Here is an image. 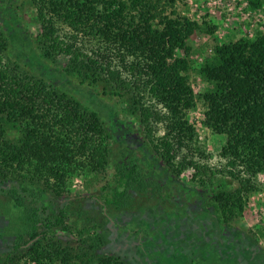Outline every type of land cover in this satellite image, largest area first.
Segmentation results:
<instances>
[{"label":"trees","instance_id":"1","mask_svg":"<svg viewBox=\"0 0 264 264\" xmlns=\"http://www.w3.org/2000/svg\"><path fill=\"white\" fill-rule=\"evenodd\" d=\"M175 2L29 0L42 29L40 56L53 62L65 58L59 67L64 73L140 118L141 147L148 141L175 176L193 169L191 182L208 186L211 193V209L203 216L230 226L249 195L264 188L258 181L264 172V21L252 38L215 44L213 54L193 68L176 51L189 54L188 39L212 26L173 15L172 9L167 12ZM249 5L259 8L261 0H249ZM8 43L0 29V183H8L6 192L15 204L24 207L22 199L29 197L34 205L24 207L28 238L20 233L11 250L0 256V264H129L97 253L102 242L83 238L82 231L77 249L57 237L72 234L68 203L48 210L40 198L57 200L70 190L74 177L104 173L112 135L98 112L58 90L52 78L47 81L16 61H5ZM191 69L206 83L197 95L189 82ZM196 101L203 107L202 124L224 136L220 167L207 163L211 155L188 120ZM10 129L17 131L15 137L9 136ZM120 172L127 184L138 179L134 169ZM145 256L143 252L138 264L157 261Z\"/></svg>","mask_w":264,"mask_h":264},{"label":"rangeland","instance_id":"2","mask_svg":"<svg viewBox=\"0 0 264 264\" xmlns=\"http://www.w3.org/2000/svg\"><path fill=\"white\" fill-rule=\"evenodd\" d=\"M171 9L173 15L212 26L211 31L197 30L188 39L189 54L176 51L178 56L187 57L193 68L213 54L215 44L252 38L264 21V0L255 9L249 0H176L167 12ZM0 29L9 39L3 52L5 61H16L22 70L47 81L52 78L58 90L98 112L112 135L104 173L74 177L70 190L57 200L40 198L42 207L48 210L57 211L68 203L67 224L72 234L70 238L57 234L58 238L69 240L77 249V235L82 231L83 238L102 242L97 253L118 256L129 264H138L143 252L147 254L145 260L155 259V264H264V188L249 195L242 214L234 217L230 226L219 218L203 216L204 210L211 209L207 202L211 193L208 186L202 188L191 182L193 169L179 176L166 171L148 141L145 148L141 147L144 130L140 118L99 94L96 87L79 84L64 73L59 67L65 58L57 57L53 62L40 56L38 36L42 29L29 0H0ZM188 76L193 92L201 93L206 83L194 69ZM203 118V107L196 101L188 111V120L211 155L207 163L220 167L224 136L205 127ZM158 128L161 133L162 126ZM9 132L10 137L17 135L14 129ZM130 169L136 171L138 179L127 184L120 180V171ZM258 181L264 184V172L258 174ZM8 189L7 182L0 183V256L11 250L20 233H24L23 239L28 238L25 232L30 227L24 221V207L31 209L34 205L29 197H23L24 207L15 204Z\"/></svg>","mask_w":264,"mask_h":264}]
</instances>
